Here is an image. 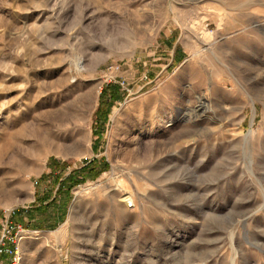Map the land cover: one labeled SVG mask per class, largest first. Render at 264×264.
Returning a JSON list of instances; mask_svg holds the SVG:
<instances>
[{
    "label": "rangeland",
    "instance_id": "rangeland-1",
    "mask_svg": "<svg viewBox=\"0 0 264 264\" xmlns=\"http://www.w3.org/2000/svg\"><path fill=\"white\" fill-rule=\"evenodd\" d=\"M8 213L24 264H264V0H0Z\"/></svg>",
    "mask_w": 264,
    "mask_h": 264
},
{
    "label": "trees",
    "instance_id": "trees-1",
    "mask_svg": "<svg viewBox=\"0 0 264 264\" xmlns=\"http://www.w3.org/2000/svg\"><path fill=\"white\" fill-rule=\"evenodd\" d=\"M121 99V95H120V91H119V87L116 85H110L108 87H106L101 95V105L100 108L98 109L96 116H97V125H99V127L95 128V134L98 135L99 131L98 130H103L104 128V124L108 118V112H109V108L117 101H119ZM97 130V132H96ZM90 165H87L86 167L81 168L78 171H74L72 174H70L66 179H64V181H61L59 183V188L57 189V193H61L63 191L69 193L71 191V189L79 184H83L88 178H95L99 173H100V169L99 171L93 167H89ZM107 169V166H104L103 171H105ZM49 199L48 198H42L41 200H37L38 204H36L34 206V210L33 211H29L28 213L31 214V221H33L35 218L34 216L37 214L36 212H40L42 214H44V216H54L56 218L57 224H60L64 221L66 213H65V206H59L58 203L59 201L57 200V198L53 199L52 201L48 202ZM51 206H54L55 208H57V210H61V212L59 211L58 215H56L57 212H49L48 209H51ZM51 213V214H50ZM22 220V221H21ZM24 220L22 218H18L17 217V221L18 223L23 222ZM41 226V225H40ZM27 229L28 228H32L31 226L27 225L26 226ZM44 227V226H43ZM55 227V226H52ZM51 228V227H50Z\"/></svg>",
    "mask_w": 264,
    "mask_h": 264
},
{
    "label": "built area",
    "instance_id": "built-area-1",
    "mask_svg": "<svg viewBox=\"0 0 264 264\" xmlns=\"http://www.w3.org/2000/svg\"><path fill=\"white\" fill-rule=\"evenodd\" d=\"M12 214L4 215L0 222V264H24L22 242L31 235L26 227L12 219Z\"/></svg>",
    "mask_w": 264,
    "mask_h": 264
},
{
    "label": "bare ground",
    "instance_id": "bare-ground-1",
    "mask_svg": "<svg viewBox=\"0 0 264 264\" xmlns=\"http://www.w3.org/2000/svg\"><path fill=\"white\" fill-rule=\"evenodd\" d=\"M135 187H136V186H135ZM126 201H132V202H134L132 197H123L122 200H121L120 202H126ZM133 204H134V203H133ZM27 239H29V238H27V237L24 238V240H27ZM24 240H23V241H24Z\"/></svg>",
    "mask_w": 264,
    "mask_h": 264
},
{
    "label": "crops",
    "instance_id": "crops-1",
    "mask_svg": "<svg viewBox=\"0 0 264 264\" xmlns=\"http://www.w3.org/2000/svg\"><path fill=\"white\" fill-rule=\"evenodd\" d=\"M63 192H64V191H63ZM63 192H62V193H63ZM26 226H27V224H26Z\"/></svg>",
    "mask_w": 264,
    "mask_h": 264
}]
</instances>
